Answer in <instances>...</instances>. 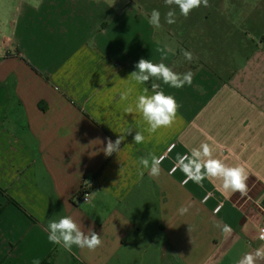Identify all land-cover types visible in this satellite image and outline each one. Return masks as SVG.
<instances>
[{"label":"crops","instance_id":"0c3cea01","mask_svg":"<svg viewBox=\"0 0 264 264\" xmlns=\"http://www.w3.org/2000/svg\"><path fill=\"white\" fill-rule=\"evenodd\" d=\"M236 1L209 0L187 17L173 5L167 24L164 0H0V264H238L264 246V22ZM153 9L159 29L148 23ZM141 58L192 71V85H136L128 77ZM152 83L181 105L180 119L155 133L126 111ZM119 135L121 150L105 156ZM204 142L214 158L245 167L248 196L171 173L178 153ZM149 153L166 156L158 178L140 175ZM65 215L101 246L50 243L48 220Z\"/></svg>","mask_w":264,"mask_h":264},{"label":"clouds","instance_id":"9594fccd","mask_svg":"<svg viewBox=\"0 0 264 264\" xmlns=\"http://www.w3.org/2000/svg\"><path fill=\"white\" fill-rule=\"evenodd\" d=\"M166 6H170V10L164 14V21L167 24L176 22V12L171 6H177L180 14L187 17L192 10L209 6V0H164ZM148 23L154 28L161 27V12L153 9L148 18ZM161 53L172 52L174 50L168 47L159 49ZM185 60L192 62L197 57L187 50H182ZM135 71H132L128 80L134 81L136 85H145L150 79L162 81L164 85L171 88L181 89L185 85L191 86L193 83L194 73L187 71L185 73L175 72L165 63H154L152 60L144 58L139 59L135 64ZM131 89L121 93V101H127ZM181 105L177 102L173 95L165 94L160 84H151V93L148 87H143L142 93L138 94L134 106H129L126 111L128 113H139L142 119L148 125L147 131L155 133L161 128L171 127L180 117L178 111ZM128 134H131L129 132ZM126 139L125 135H119L113 141L107 138L106 147L102 149L105 156H112L119 153L121 144ZM145 141L142 132L137 131L133 136L134 144H141ZM171 150V149H169ZM214 148L207 142L201 143L199 147L190 149L189 154H177L175 168H179L185 175L184 183L192 181L196 184H202L206 178L215 179L221 182L220 186L225 193H239L241 197L248 196L249 186L247 184L249 174L242 165L229 166L224 161L213 156ZM165 157H157L154 153H149L148 157H140L138 164L140 165V175H144L147 170L148 174L153 178H158L161 174V164ZM88 197H85L87 201ZM264 199V198H261ZM256 203L259 205L260 200ZM181 215L188 213L189 208L182 206L179 210ZM216 228H220L222 233L231 234L232 228L225 224L215 223ZM46 231L47 239L50 243L61 246L64 250L72 252L73 246L80 249H88L95 251L101 246V236L89 228L88 232L82 229V226L74 220L72 216H61L58 219L51 218L48 220ZM258 239L264 241V227L259 228ZM264 259V246L257 248L255 252L245 253L239 260L238 264H257L258 260ZM33 264H40V261L34 260Z\"/></svg>","mask_w":264,"mask_h":264},{"label":"rangeland","instance_id":"374dc122","mask_svg":"<svg viewBox=\"0 0 264 264\" xmlns=\"http://www.w3.org/2000/svg\"><path fill=\"white\" fill-rule=\"evenodd\" d=\"M236 3L237 8L242 10L247 16L254 19L260 18L261 20H259L264 22V0H237Z\"/></svg>","mask_w":264,"mask_h":264},{"label":"built area","instance_id":"2783aa9c","mask_svg":"<svg viewBox=\"0 0 264 264\" xmlns=\"http://www.w3.org/2000/svg\"><path fill=\"white\" fill-rule=\"evenodd\" d=\"M173 147H174V145H172L169 149L172 150ZM171 150H169V151H171ZM164 157H166V156L164 155ZM164 159H165V158H164ZM164 159H163V160H164ZM174 167H175V165L173 166V168H174ZM173 168H172V169H173ZM176 170H177V168H175V171H176ZM175 171H172V170H171V173H173V172H175ZM86 196L88 197L87 194H84V196L82 197L83 201H86V200H85V197H86ZM210 196H211V194H208V195L205 197L204 200H207ZM87 201H88V199H87ZM220 207H221V206H218V207L215 209V212H218L219 209H220ZM262 227H264V225L260 226V228H262ZM258 233H259V230H258ZM257 237H258V234H257ZM259 240H260V239H259ZM260 241H262V240H260ZM262 242H264V241H262Z\"/></svg>","mask_w":264,"mask_h":264},{"label":"trees","instance_id":"16d2710c","mask_svg":"<svg viewBox=\"0 0 264 264\" xmlns=\"http://www.w3.org/2000/svg\"><path fill=\"white\" fill-rule=\"evenodd\" d=\"M41 264H51V263L49 262V260H45V261L42 262Z\"/></svg>","mask_w":264,"mask_h":264}]
</instances>
